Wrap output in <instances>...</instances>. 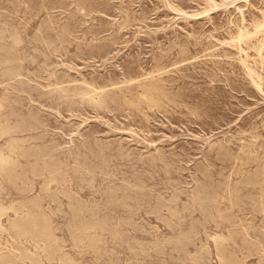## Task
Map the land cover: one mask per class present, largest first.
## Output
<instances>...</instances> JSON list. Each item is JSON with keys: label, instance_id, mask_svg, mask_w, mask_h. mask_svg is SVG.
Listing matches in <instances>:
<instances>
[{"label": "rangeland", "instance_id": "rangeland-1", "mask_svg": "<svg viewBox=\"0 0 264 264\" xmlns=\"http://www.w3.org/2000/svg\"><path fill=\"white\" fill-rule=\"evenodd\" d=\"M0 264H264V0H0Z\"/></svg>", "mask_w": 264, "mask_h": 264}]
</instances>
